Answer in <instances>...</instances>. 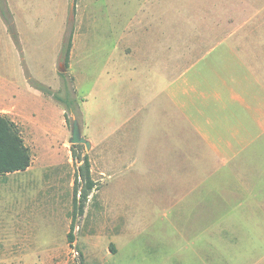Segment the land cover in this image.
Returning a JSON list of instances; mask_svg holds the SVG:
<instances>
[{
	"label": "rangeland",
	"instance_id": "1",
	"mask_svg": "<svg viewBox=\"0 0 264 264\" xmlns=\"http://www.w3.org/2000/svg\"><path fill=\"white\" fill-rule=\"evenodd\" d=\"M254 6L252 0H0V104L15 102L24 112L17 123L33 156L27 173L0 179V187H9L0 194V214L13 216L15 239L31 245L28 264H205L199 209L173 203L197 193L172 192L150 161L140 187L133 160L121 162L103 184L109 169L101 145H74L88 155L97 184L84 213H76L81 164L70 138L77 120L85 139L101 142L103 126L121 120L119 97L136 71L153 61L160 82L177 75ZM38 85L74 105L66 110Z\"/></svg>",
	"mask_w": 264,
	"mask_h": 264
},
{
	"label": "crops",
	"instance_id": "2",
	"mask_svg": "<svg viewBox=\"0 0 264 264\" xmlns=\"http://www.w3.org/2000/svg\"><path fill=\"white\" fill-rule=\"evenodd\" d=\"M255 1L245 21L177 75L160 82L153 61L136 71L133 86L119 97L120 122L103 126L100 144L90 139L108 162L103 184L121 162L133 160L140 187L150 161L158 169L155 177L167 176L172 192L197 193L173 203L199 209L205 264H264V0ZM20 111L15 102L0 104V116L19 129ZM8 188L2 185L0 194ZM15 221L8 212L0 214V264H16V257L28 264L31 245L15 239Z\"/></svg>",
	"mask_w": 264,
	"mask_h": 264
},
{
	"label": "trees",
	"instance_id": "3",
	"mask_svg": "<svg viewBox=\"0 0 264 264\" xmlns=\"http://www.w3.org/2000/svg\"><path fill=\"white\" fill-rule=\"evenodd\" d=\"M72 39L67 46L66 60L69 61ZM64 76V75H62ZM36 89L44 94L53 97L58 103L65 104L66 110H70L74 101L68 98L52 93L42 86H35ZM72 146V152L78 167V175L75 183L76 195L80 194V199L76 200V213L83 214L89 197L97 188V184L92 178L91 162L88 155L81 157L78 155L76 148ZM32 165V155L29 147L26 146L19 127L8 117L0 116V176L12 173L24 172ZM75 222H73L71 231L68 234V242L74 245L76 237L74 235ZM77 249V247H76ZM70 264H78L76 262ZM81 264V262H80Z\"/></svg>",
	"mask_w": 264,
	"mask_h": 264
},
{
	"label": "water",
	"instance_id": "4",
	"mask_svg": "<svg viewBox=\"0 0 264 264\" xmlns=\"http://www.w3.org/2000/svg\"><path fill=\"white\" fill-rule=\"evenodd\" d=\"M60 72L64 73L65 70L60 69ZM70 143L72 145H85L88 150L91 149V143L82 136L80 125L77 120H75L73 123L72 136L70 138Z\"/></svg>",
	"mask_w": 264,
	"mask_h": 264
}]
</instances>
